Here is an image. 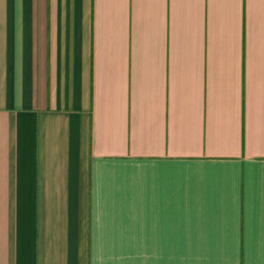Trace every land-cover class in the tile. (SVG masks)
I'll return each instance as SVG.
<instances>
[{
    "label": "crops",
    "instance_id": "1",
    "mask_svg": "<svg viewBox=\"0 0 264 264\" xmlns=\"http://www.w3.org/2000/svg\"><path fill=\"white\" fill-rule=\"evenodd\" d=\"M185 241L264 264V0H0V264Z\"/></svg>",
    "mask_w": 264,
    "mask_h": 264
},
{
    "label": "rangeland",
    "instance_id": "2",
    "mask_svg": "<svg viewBox=\"0 0 264 264\" xmlns=\"http://www.w3.org/2000/svg\"><path fill=\"white\" fill-rule=\"evenodd\" d=\"M207 238V237H206ZM118 245V244H116ZM122 245V244H121ZM130 250H165L167 252H179L178 264H229L231 259L222 260L219 258L221 250H233L235 244H221L217 241H185L178 243H131ZM119 248V247H118Z\"/></svg>",
    "mask_w": 264,
    "mask_h": 264
}]
</instances>
